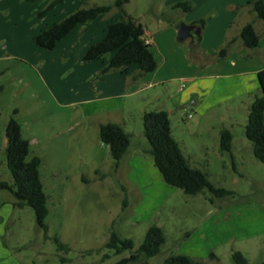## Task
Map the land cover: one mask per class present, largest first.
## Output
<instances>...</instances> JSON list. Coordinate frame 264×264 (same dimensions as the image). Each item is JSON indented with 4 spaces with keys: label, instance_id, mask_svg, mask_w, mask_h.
I'll list each match as a JSON object with an SVG mask.
<instances>
[{
    "label": "rangeland",
    "instance_id": "1",
    "mask_svg": "<svg viewBox=\"0 0 264 264\" xmlns=\"http://www.w3.org/2000/svg\"><path fill=\"white\" fill-rule=\"evenodd\" d=\"M52 1H0V181L13 183L5 164V128L14 118L21 125L22 137L29 141V157L41 160L48 236H59L69 251H58L51 240L43 237L31 208L14 207V197L0 191V264H115L130 252L115 255L106 249L111 231L132 239L135 250L151 225L161 227L165 234L162 252L130 264H162L170 254L208 261L210 252L219 259L210 264H235L232 252L236 251L248 264L264 261V164L253 156L252 144L245 138L249 107L260 96L255 78L226 77V71L217 72L219 77L212 78L213 84L208 83V91L200 93L196 114L182 110L176 102L183 93L178 88L187 89L180 77L188 73L187 67L177 63V57L185 55L192 70L193 56L208 45L207 54L214 57L208 62L213 63L229 39L218 43L212 33L208 40H199L194 50L191 39L180 43L175 35L173 52L169 50L171 67L160 65L156 72L157 78L164 80L150 88L140 86L136 93L126 89L124 97L101 102L116 111L88 116L87 112L94 110L85 101L91 92L84 81L88 62L78 53L79 46L48 50L37 47L33 38L80 8L112 5L115 0H62L38 16ZM185 1L191 3L192 12L172 10L174 4ZM201 7L200 0H129L123 7L124 14L113 8L93 21L92 31L97 25L107 28L131 17L143 25L145 32L160 35L164 25L176 26L178 19L185 23V16L199 14ZM217 11L203 12L202 32L206 37L215 18L222 15ZM241 23V16L233 20L231 35ZM253 27L259 32L264 29V21L257 20ZM100 31L84 35L86 42L96 40ZM166 37L162 38L164 46ZM146 75L151 77L150 73ZM240 94L242 98L233 101ZM139 108L145 112L173 110L169 117L172 135L183 156L192 167L203 171L214 187L231 191L232 195L218 198L205 191L192 196L168 187L149 153L136 155L141 160L131 169L122 162L117 173L109 148L99 139V124L125 122V131L131 135L130 155L138 146L149 149ZM222 129L233 136L231 153L219 150Z\"/></svg>",
    "mask_w": 264,
    "mask_h": 264
},
{
    "label": "trees",
    "instance_id": "2",
    "mask_svg": "<svg viewBox=\"0 0 264 264\" xmlns=\"http://www.w3.org/2000/svg\"><path fill=\"white\" fill-rule=\"evenodd\" d=\"M62 0L52 1L44 10L38 13L43 16L48 10ZM129 0H115L112 5H93L76 10L57 23L48 25L34 38V44L44 49H52L56 43L68 35L76 27L89 24L102 15H106L113 8L124 14V5ZM243 7H248L254 15L252 21L245 24L240 30L238 39L245 49H255L260 42V35L253 27L254 20L264 21V0H251L245 5H238L234 12ZM192 9L189 1L179 2L172 6V10H180L188 13ZM197 29L205 26L204 19H197L192 23ZM236 39H230L216 54L218 58H224L230 45ZM113 54L108 60L107 56ZM85 62L102 60L106 62L100 70V74L111 71L125 73L131 65H136L138 72L132 77L133 81L142 78L156 69V60L152 49L145 39V29L142 24L131 17L126 20H118L108 25L105 36L98 42L91 44L83 55ZM260 96L254 98L249 107L247 123L245 125V138L252 144L253 156L264 164V69L257 74ZM143 124V137L149 144L148 153L151 155L154 166L166 185L181 190L186 195L203 194L223 198L232 195L231 191L214 187L207 175L198 168L190 165L183 156L179 144L174 139L171 130V121L166 111L144 112L141 116ZM6 148L5 164L13 183L0 181V191L9 192L15 199L13 206L22 209L29 207L33 210L37 228L43 233L46 240H51L58 251L68 252L69 248L59 236H48V226L45 218L48 214L46 206L47 196L44 192L39 169L41 160L34 156L29 157V141L22 137L21 125L11 118L5 128ZM99 139L109 148L110 156L117 169L119 161L126 153L131 135L121 125L105 123L99 126ZM219 150L221 153L232 152V134L227 129L219 132ZM123 202V206H124ZM165 244V234L161 227L151 225L142 240V243L134 250V241L122 238L112 230L105 244L106 249L115 255L130 252V255L121 258L115 264H130L140 258H153L162 252ZM264 246V237H263ZM109 258V255H104ZM232 260L235 264H248L241 252H232ZM209 261L219 262L218 257L211 252L208 261L183 255H168L162 264H210ZM259 264H264L262 261Z\"/></svg>",
    "mask_w": 264,
    "mask_h": 264
},
{
    "label": "crops",
    "instance_id": "3",
    "mask_svg": "<svg viewBox=\"0 0 264 264\" xmlns=\"http://www.w3.org/2000/svg\"><path fill=\"white\" fill-rule=\"evenodd\" d=\"M1 1V0H0ZM202 1V7L201 12L199 14L192 13L188 17L185 16V23L188 25H192L194 21L197 19H203V12L208 9H215L217 8L220 13L222 12V15L220 17H216L215 19V25L213 23L212 25V31L208 33L207 37L204 35L202 30H200V40L204 41L206 38L207 40L212 37V33L217 38L215 39L216 42H221L223 40H230L235 38L236 40L230 45L227 55L224 58H219L218 60H215V62H208L212 61L211 58H214L213 55H208L209 52L207 50L209 49L208 45H204L202 47V51H197V54L193 56L195 65L192 67V70H190V67H188V62L185 57V55H181L178 58V62L180 66L187 67L188 73L184 77H180L181 80H183L185 83H187V89L182 90V86L178 88V92H183L181 95H179V98L176 100L179 105H181L182 110L190 109L191 111H194L196 114V109L199 107L200 101V93H205L208 91V83L213 84V77H219V74H216L217 72L226 71L225 75L226 77L231 76H245L249 75L251 79L255 78L257 88L259 89L257 74L259 71L264 69V29H261L259 32L255 29V32L260 35V42L257 46V48L249 50L245 49L242 45V42L238 39L240 30L242 27L247 24L248 22L252 21L254 18V15H252L248 8H241L237 12H234L236 7L238 5H245L248 1L251 0H200ZM198 4V3H197ZM219 7V8H218ZM192 12V10L190 11ZM214 12V10H213ZM216 12V11H215ZM242 17V23L239 24V26L236 29V32L233 33V35L230 34V24L232 26L233 20L238 17ZM100 16L99 18H101ZM97 18V19H99ZM180 20L178 19V22L176 26H173V24H166L164 25L166 28L161 29L160 35H157L155 33L154 35L150 34L149 32H145L146 43H148L152 49V52L154 54L155 60H156V69L150 73L151 77H148L149 75H145L142 80V83H148L146 86L145 84L141 85L140 81H133L132 77L138 72V68L130 67L127 69L125 73L119 72V71H111L106 75H101L100 70L104 67L106 64L102 60H94L87 63V70L88 74L85 76L84 81L90 86L91 92L90 97L87 98L85 101L91 105V109L87 112L88 116L96 117L101 114L109 113L110 111H116L117 109H110L109 101L114 100L118 97H124L126 89L133 90V93H136L140 90L138 87L143 88H150L151 86H154L156 83L158 84V81H162L164 79L157 78V71L158 68L161 66H169L171 67L170 59L172 56H170V51L173 52V40L174 36L177 37V26L179 25ZM254 23H257V20H254ZM94 22H92L87 27L85 25H81L76 27L74 30H72L68 35H66L64 38H62L60 41H58L54 48L56 47H68V48H75L76 46H79L78 53L80 52V56L83 57L85 51L87 48L95 43L100 41L106 33L107 28H104L100 25H97V27H94L95 30L100 29V36L96 38V40H93L92 38L89 39V42H86L84 35H88L89 32H95V30L92 31ZM108 27V26H107ZM203 33V34H202ZM167 34L166 45H162V43L165 41L162 39ZM210 35V36H209ZM92 39V40H91ZM192 40L193 48L196 50V44L198 43V37L194 36V38H188ZM186 41V40H185ZM63 48V49H64ZM172 49V50H171ZM66 51V49L64 50ZM208 53V54H207ZM113 56V54H110L107 56L108 60ZM65 58V56H63ZM215 71V72H214ZM221 76V75H220ZM222 77V76H221ZM250 79V80H251ZM91 82L94 83L91 85ZM142 89V88H141ZM206 89V91L204 90ZM260 91V90H259ZM243 94H240L239 97L233 98V101H237L242 98ZM157 97H154L156 99ZM174 101V98H172ZM101 102H108L107 104H103ZM171 103V107H172ZM217 104H221V102H218ZM104 105V106H103ZM98 107V108H97ZM109 107V108H108ZM122 105L121 108L122 109ZM119 109V110H120ZM194 109V110H192ZM164 111V110H163ZM144 108H139V115L140 117L144 113ZM123 113V112H121ZM173 110H171L168 114L169 117L173 115ZM124 114V113H123ZM86 115V113H85ZM190 118V116H188ZM106 122H100L99 125L105 124ZM113 123V122H111ZM115 124H119L123 127L125 130V122H114ZM233 141V136H232ZM130 147H131V139H130V145L122 157V159L119 161L118 167L116 169L117 173L119 171V168L121 166V163H124V166L128 168H132L133 164L138 162L139 153L145 154L148 153L147 148H141L140 146L137 147V151H133V155H130ZM135 154V155H134ZM154 165V163H153ZM137 167V166H135ZM155 167V166H154ZM156 168V167H155ZM152 173H154L152 171ZM160 175V174H159ZM157 176V175H156ZM162 178V177H161ZM157 179V177H156ZM163 180V179H162ZM164 182V181H163ZM165 183V182H164ZM168 186V185H167ZM169 187V186H168ZM172 188V187H171ZM13 204V202H12ZM13 207V206H12ZM11 206H8V208H12ZM211 253V252H210ZM209 253V254H210ZM14 261V260H13ZM12 264H18L15 261Z\"/></svg>",
    "mask_w": 264,
    "mask_h": 264
},
{
    "label": "water",
    "instance_id": "4",
    "mask_svg": "<svg viewBox=\"0 0 264 264\" xmlns=\"http://www.w3.org/2000/svg\"><path fill=\"white\" fill-rule=\"evenodd\" d=\"M177 32V41L182 43L188 38H194V36L198 37V41L200 40V30L197 29L194 25H188L185 23H180L176 29Z\"/></svg>",
    "mask_w": 264,
    "mask_h": 264
}]
</instances>
